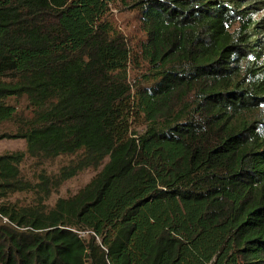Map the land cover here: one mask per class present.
Returning <instances> with one entry per match:
<instances>
[{
  "label": "trees",
  "instance_id": "obj_1",
  "mask_svg": "<svg viewBox=\"0 0 264 264\" xmlns=\"http://www.w3.org/2000/svg\"><path fill=\"white\" fill-rule=\"evenodd\" d=\"M113 1L0 0V264H264V0Z\"/></svg>",
  "mask_w": 264,
  "mask_h": 264
},
{
  "label": "rangeland",
  "instance_id": "obj_2",
  "mask_svg": "<svg viewBox=\"0 0 264 264\" xmlns=\"http://www.w3.org/2000/svg\"><path fill=\"white\" fill-rule=\"evenodd\" d=\"M110 21L113 27L122 34L125 38L130 51L132 52V59L128 66V81L129 84L134 87L140 80L143 74L147 73L148 66L147 63L142 60L139 47L142 41H144L145 36L140 27V23L135 15V13L129 9V7L123 5L119 0L113 1L110 5ZM136 56V57H134ZM15 104V103H14ZM17 104V108L20 111L24 108V99H21ZM140 131V129H137ZM23 146L25 145L24 142ZM2 145L7 146L9 149H20L19 145H9L8 142H2ZM10 146V147H9ZM71 160V157L62 156L55 159L50 164H45L43 168L52 174H56L58 169L64 165H67ZM30 161H26L21 165V169L31 179L34 172H39L42 167H35L34 169ZM97 172L92 169H87L72 179H69L62 183L58 191L55 192L49 201L47 202L49 206H53L57 199L59 198H69L76 194L81 188H83L96 174ZM32 197L31 193H17L14 194L10 200L18 204H27L30 202Z\"/></svg>",
  "mask_w": 264,
  "mask_h": 264
},
{
  "label": "crops",
  "instance_id": "obj_3",
  "mask_svg": "<svg viewBox=\"0 0 264 264\" xmlns=\"http://www.w3.org/2000/svg\"><path fill=\"white\" fill-rule=\"evenodd\" d=\"M2 142H8L9 145H16V146L19 145L20 149H9L7 146L2 145V147H0V154H2L3 152H7V151L14 152V151H23L25 149V145L23 146V143H22L24 141L22 140H2L0 141V145Z\"/></svg>",
  "mask_w": 264,
  "mask_h": 264
},
{
  "label": "built area",
  "instance_id": "obj_4",
  "mask_svg": "<svg viewBox=\"0 0 264 264\" xmlns=\"http://www.w3.org/2000/svg\"><path fill=\"white\" fill-rule=\"evenodd\" d=\"M0 218L2 219L3 223H5V224H6V223H9L7 219L2 218L1 216H0ZM9 224H10V223H9ZM80 235H81V236H84V235H86V234L81 233Z\"/></svg>",
  "mask_w": 264,
  "mask_h": 264
}]
</instances>
